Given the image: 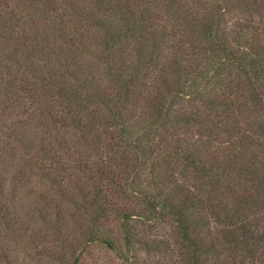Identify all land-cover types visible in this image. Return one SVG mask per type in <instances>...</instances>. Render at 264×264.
Returning a JSON list of instances; mask_svg holds the SVG:
<instances>
[{
	"label": "trees",
	"instance_id": "obj_1",
	"mask_svg": "<svg viewBox=\"0 0 264 264\" xmlns=\"http://www.w3.org/2000/svg\"><path fill=\"white\" fill-rule=\"evenodd\" d=\"M0 73V264H264V0H0Z\"/></svg>",
	"mask_w": 264,
	"mask_h": 264
},
{
	"label": "rangeland",
	"instance_id": "obj_2",
	"mask_svg": "<svg viewBox=\"0 0 264 264\" xmlns=\"http://www.w3.org/2000/svg\"><path fill=\"white\" fill-rule=\"evenodd\" d=\"M4 79L0 73V82ZM24 115L25 108L20 109L17 113V107L11 109L1 110L0 108V158L3 159L8 156H16V152L13 150L12 141L13 138L10 135L12 129L17 127L16 120L17 115ZM24 117H21V120ZM23 121V120H22ZM84 264H121L120 261L108 250L102 246L92 247L84 259Z\"/></svg>",
	"mask_w": 264,
	"mask_h": 264
}]
</instances>
